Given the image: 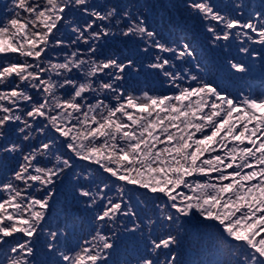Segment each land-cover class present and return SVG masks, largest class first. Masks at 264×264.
Masks as SVG:
<instances>
[{
  "label": "snow or ice",
  "instance_id": "obj_1",
  "mask_svg": "<svg viewBox=\"0 0 264 264\" xmlns=\"http://www.w3.org/2000/svg\"><path fill=\"white\" fill-rule=\"evenodd\" d=\"M121 3L9 0L0 13V264H109L124 237L144 243L135 264H175L171 226L195 212L235 264H264V88L247 86L257 67L264 84V0H183L247 93ZM69 175L91 212L80 236L51 213Z\"/></svg>",
  "mask_w": 264,
  "mask_h": 264
},
{
  "label": "trees",
  "instance_id": "obj_2",
  "mask_svg": "<svg viewBox=\"0 0 264 264\" xmlns=\"http://www.w3.org/2000/svg\"><path fill=\"white\" fill-rule=\"evenodd\" d=\"M8 3L9 0H0V13L6 11L5 5ZM127 4H132L137 10L142 11L146 15L148 23L151 24L154 28H156L161 33V35L167 40L173 41L175 40V38H179L182 33H187L184 39H196L197 35L195 31L200 30L198 22L195 19L190 18L187 12L184 11L183 0H123V3H121L120 6L124 7ZM212 52L214 51L209 52V56ZM208 62L209 65L202 64L203 66H206L205 70L207 72L208 78L214 80L216 83L222 86V83L224 82V79H226V77L214 70V67H217L221 71H223L222 67L218 64V59L216 57H209ZM79 169L80 166H78L77 171ZM72 177L74 176L69 175L68 177L63 178L62 183L58 184L55 199L53 200V202L62 201V207L64 209L63 211L70 210V202L65 201H68V197L72 196V184L68 183L71 182L69 179ZM99 179H103V177H99ZM130 193L131 191H128V195ZM132 195L136 197L137 204H139L141 200L146 199L145 194L142 190L135 192L133 191ZM132 195L129 199L133 202ZM178 219L188 223L194 221V219L189 216L179 217ZM81 220L84 223V226L87 228L85 229L86 232L91 226V216L85 214ZM72 224L73 233H76L81 229V226L77 221L73 222ZM205 226L207 227V229L204 230V234L209 228L214 227L215 224L213 225V223H206ZM214 232L210 230V232H208L205 238L207 240H213V238L216 237V234L219 236V233H216L214 235ZM217 244L219 245V247H216V245V249L220 248L223 253H219L220 256L218 257V261H214L213 264H230L229 256L233 255L234 251L232 250V247L234 245L229 241H226V239H222V237L218 239ZM212 245L214 246V244ZM173 248H176L179 251L183 249L182 239L180 235H178L177 244L173 246ZM143 251V242L137 241L134 238L128 241H125V239L121 240L120 242H118L115 251L113 252L109 260V264H130L134 260V258ZM229 251L232 253H229ZM37 252L39 257V247L37 248ZM174 254L176 256L175 264H180L183 254ZM232 263L235 264V260H233Z\"/></svg>",
  "mask_w": 264,
  "mask_h": 264
},
{
  "label": "rangeland",
  "instance_id": "obj_3",
  "mask_svg": "<svg viewBox=\"0 0 264 264\" xmlns=\"http://www.w3.org/2000/svg\"><path fill=\"white\" fill-rule=\"evenodd\" d=\"M5 46V43L4 41L0 40V48H3ZM191 217L192 219L194 220H200V219H203V220H206L204 217H202L198 212H195L193 215L189 216ZM207 221V220H206Z\"/></svg>",
  "mask_w": 264,
  "mask_h": 264
}]
</instances>
